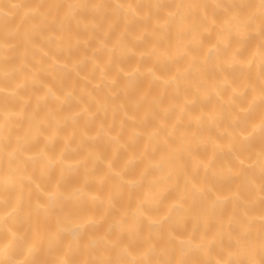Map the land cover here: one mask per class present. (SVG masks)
Instances as JSON below:
<instances>
[{
    "label": "bare ground",
    "instance_id": "6f19581e",
    "mask_svg": "<svg viewBox=\"0 0 264 264\" xmlns=\"http://www.w3.org/2000/svg\"><path fill=\"white\" fill-rule=\"evenodd\" d=\"M0 264H264V0H0Z\"/></svg>",
    "mask_w": 264,
    "mask_h": 264
}]
</instances>
